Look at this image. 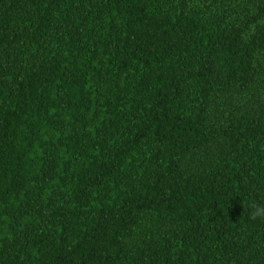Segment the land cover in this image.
<instances>
[{"label": "trees", "instance_id": "trees-1", "mask_svg": "<svg viewBox=\"0 0 264 264\" xmlns=\"http://www.w3.org/2000/svg\"><path fill=\"white\" fill-rule=\"evenodd\" d=\"M0 264H264V0H0Z\"/></svg>", "mask_w": 264, "mask_h": 264}]
</instances>
